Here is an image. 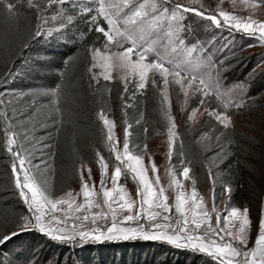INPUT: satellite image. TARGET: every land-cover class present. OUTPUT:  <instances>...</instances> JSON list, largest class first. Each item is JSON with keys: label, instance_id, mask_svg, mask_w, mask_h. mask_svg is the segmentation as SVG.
Returning <instances> with one entry per match:
<instances>
[{"label": "rangeland", "instance_id": "374dc122", "mask_svg": "<svg viewBox=\"0 0 264 264\" xmlns=\"http://www.w3.org/2000/svg\"><path fill=\"white\" fill-rule=\"evenodd\" d=\"M9 2L17 4V8L20 9V14L15 17H9L10 19H13L18 24H22L25 20L24 17L31 12L34 22L36 23L37 18L34 10L28 7L26 3L19 2V0H9ZM114 2L119 3V0H114ZM138 2H144V0H138ZM178 2L186 3L187 0H178ZM254 2H258V0H247V3H245L244 0H235V3H233V0H199V3H192L188 6L205 13L204 16H196L193 12L184 14L186 17L184 23L187 24V29L182 35L185 37L188 45L195 46V50L189 55L187 49L179 52H171L170 49L159 47V52L165 55L166 66L169 56L181 63L184 61H191L194 71L186 73L185 75L187 76L197 75L198 79L201 77L207 79L210 70L212 79L219 83V92L213 90L210 96H215L224 109L225 105L230 101L232 104L237 101L243 103V107L239 109L230 106L226 110L234 120V126L229 127L236 132L240 131L249 134L257 139L260 144L257 150L251 151L250 159L245 162L247 167L252 169V174H249L247 177L251 182L250 184L253 185L251 187L253 192L248 194V202L245 206L242 209H238L241 214L245 208L249 209L250 219L253 225L257 223L261 210L264 209V89L256 93L253 92L255 80L264 77V41L257 38L258 33L249 35L227 26L218 28L205 17L207 15H216L221 23H223V18L219 16L218 11H227L232 15L245 19L251 16L253 19L264 21V4H260L258 8L254 9L251 7V4ZM33 4L43 6V13L48 21V23L42 22L41 26L44 31H48L51 26L52 31H63L66 36L75 35L74 32L82 27L89 29L88 18L95 14V10L98 7L96 0H63L62 3L55 5H49L47 0H33ZM201 5H203V7H201ZM85 9H90L91 11H86ZM1 13L7 14L3 4H0V14ZM67 14L72 15L73 19L71 21L67 19ZM97 22L107 27L103 17H98ZM120 26L123 27V25ZM8 33L7 28L5 29L0 25V41L3 42L5 37L12 38ZM157 34L163 36V32L159 28L150 30L143 41L144 45L146 47H153V40L156 38ZM99 35L102 34L99 33ZM75 36L77 37L75 41H69L67 39L58 41L56 39H49L48 36H45L44 38H40V43L45 45V47H48L50 43L63 42L69 45L78 44L82 36ZM158 44L159 41H157L156 46H158ZM119 50L120 49L115 48V46L112 48V51ZM101 51L103 52L102 47ZM155 55V52H151L149 54V59H152ZM90 56L92 60V51ZM232 58L238 59V61L242 63L238 69H230L225 65V62ZM2 70L3 64L0 56V77L2 76ZM24 70L25 64H22L18 73L14 72L12 75L8 74L6 78L0 80V96L6 101L3 110L6 111L7 114L10 112V117L8 116L9 114L0 116L6 133V153L10 161L8 166L12 173V187L9 184L11 189H8L7 184V189L5 190L9 192L12 191L13 203L18 205L16 209L0 206V236L13 231L17 233L15 236L24 232H32L49 241L62 244L64 249H69L70 251L82 252L96 247L105 254L107 252L115 253L116 251L118 257H122L124 247H133V249H130L131 252L129 254L134 251L135 258L138 253H140L141 249H143V252H145L144 250L149 252L145 263L136 260H131L130 262L129 260L126 264H215L213 258L206 253H201L191 248H177L174 245H169L166 241L145 239L142 235L130 236L127 239L117 238L112 240L103 237L100 240L91 238L81 240L79 237L73 240H55L41 233L38 229L32 227L27 229L21 228V224L23 223L21 218L29 213L27 205L24 204L23 199L19 196V189L16 187L15 183L16 178L12 172V164L14 160L18 163V159L12 155V152L8 151L9 147H11L13 151L18 150L20 156L26 158V160L30 159L32 164L40 166L39 169H33L32 174L37 177L38 183L46 189L50 199L57 200L64 198L69 200L72 204L71 209L68 208L67 204H60L57 206V211L54 213L57 217H64L67 215L69 217L67 221L68 225L72 224V218L75 216L84 214L91 216V214L97 212H107L100 185L101 168L99 166V161L101 157L107 163V168L104 170L107 181L105 185L106 188L109 190L112 189L111 176L114 173L115 166H121L122 176L119 179L118 186H123L124 191L128 193V196L125 197L126 200L135 201L132 214L134 215L140 209V197L137 196V190L140 188L139 182L138 180H133L132 175L126 170L125 165L115 160V153L109 148L111 142L107 138V127L104 125L103 120L100 119V115L103 114L112 122L113 139L119 141L117 148L123 157V144L126 138L128 140L129 130L124 116L126 103L121 100V97L112 104L108 113H98L95 116L101 127V148L98 149L93 146L87 147L88 158L73 169L69 166L71 160L68 156L63 155V151H67L66 144L70 146L72 143L69 139H74L78 132L76 126L70 121V102L67 101L68 95H66V90L60 85L53 90H48L49 106L44 111L35 107V109H31L34 111L30 112V114H28L30 110L27 108L18 112L14 106H17L21 99H25L26 94L16 87L13 88V85L18 83L17 81L20 78L21 72L23 73ZM109 71L111 73L110 81L120 82L124 86L127 83V91L136 89V91L142 92L145 95L150 94L153 90L158 91L159 98L157 105L151 107L148 111L151 117L149 125L152 127L153 135L147 139L141 156L143 157L144 165L147 167V178L154 182L156 176L159 177L160 184L155 186V190L158 192L159 188L163 187L165 196L168 197L167 202L173 205L169 214L177 215L174 206L175 198L177 194L182 193L185 199L183 210L189 219H191V209L193 208L192 191L193 187H195L197 202L201 204V209H197V213L202 209L210 211L213 207L214 196L215 205L223 218L226 213L230 211V208H233L228 199L229 193L225 191V188L219 194V198L212 180L206 181L200 185L195 183L193 186L192 178L185 180L181 174L180 176L175 174L171 166V157L168 156L170 148L168 131L172 128L173 123L175 124L173 131L176 135L172 140V149L185 120L189 122L191 127L195 128L205 116L215 117V113L210 116L208 113L204 112V108L210 96L204 98L205 103L199 105L198 111L192 116V119H189L188 117L192 108L196 107L198 104L200 94L198 92L194 94L190 88L181 90L179 85L172 83L173 77L171 75L168 77L170 81L167 86L169 100L166 102L163 99V92L159 88L153 86L151 82L153 73H149L146 87L142 90H137L136 83H138V78L133 77L131 73L122 72L115 67ZM93 73L98 74L97 78L103 79L104 70L97 67L94 68L93 71V69L90 70L89 67L86 71L89 80H93ZM155 78L157 81L161 79L158 74H156ZM184 91L188 92L187 98L183 94ZM57 108H59L60 111H57ZM48 120H50V124L53 125L52 134L48 135L49 137L52 136V139L49 140L51 141L52 147L46 150L48 145L42 146L36 144L37 142H34L35 145H33L32 148L24 147L22 138H38L42 141L44 133H38V131L46 127L45 122ZM126 130L128 133L127 137L125 134ZM10 137L14 141L11 146L7 144V140ZM202 141L203 143H209L210 146H213L211 144L210 135L204 136ZM70 149L72 151L74 150L73 147ZM129 154L134 155L130 152ZM33 156H36L37 160H35ZM41 156H43V158ZM152 162H154L158 169L156 174H153L151 171ZM28 167L31 166L28 165ZM89 169H91L92 172L91 180L88 179ZM81 173H83L85 180H87L89 190L93 192V195L89 197L93 203L90 212L87 210L81 212L75 211L78 205L85 203L80 184ZM20 175L22 179L23 173H20ZM25 191L27 192L26 189ZM69 192L73 194L72 197L67 196ZM28 195L30 196V193ZM114 199L118 201V203L113 204V207L117 209V220L121 221L117 226L135 227L136 225L134 222L123 221V217L127 216L129 213L119 207V204L123 203V201H119V193H114ZM96 204H99L100 208L95 207L94 205ZM61 209H63V211H61ZM144 211H160V209L155 207L148 209L147 206H145ZM141 222L145 223L143 220ZM84 223L86 227L80 230H91L93 226L90 221ZM98 223H104V221L101 220L98 221ZM212 223L215 224V214L212 215ZM235 223L238 225L239 220H236ZM110 224L111 215L107 217V225L110 226ZM55 227L65 228L66 231L73 230L70 227H66L64 224L55 225ZM146 230L153 231L150 229ZM155 231H162V229ZM250 235L254 237L256 232L253 230ZM1 245L2 244H0V247ZM159 248L166 249L167 254L156 259L154 258L156 254L152 252L159 251ZM39 249L40 246L35 245V248L31 252H27L29 256L28 264H54L55 261H46L45 259L37 261L39 258ZM97 264L102 263L97 262Z\"/></svg>", "mask_w": 264, "mask_h": 264}, {"label": "snow or ice", "instance_id": "6c2138e0", "mask_svg": "<svg viewBox=\"0 0 264 264\" xmlns=\"http://www.w3.org/2000/svg\"><path fill=\"white\" fill-rule=\"evenodd\" d=\"M19 2L26 3L28 7L34 10L36 15V30L33 33L34 37L44 38L48 36L49 39H56L61 41L67 39L69 41L75 40L77 37L66 36L63 31L56 32L42 29V22L48 23L46 16L43 13V6L33 4V0H19ZM63 0H47L49 5L62 3ZM247 3V0H244ZM98 7L95 14L88 18L89 32L102 34L99 37H94L95 40H100L101 44L92 48V64L90 70L99 67L104 70L103 79L110 81V69L113 67L120 69L122 72L131 73L133 77L138 78L136 83L137 90H142L146 87L149 79V73H153L152 84L163 92L164 101L169 100L167 93V86L170 81L168 77H173L172 83L179 85L181 90L192 89L193 93H199V100L196 107H193L189 114V119L198 111L199 105L205 103L204 98L209 97L213 90L219 92V83L214 81L209 70L208 78H199L197 75H185L186 73L194 71L191 61L177 62L172 57L167 58V66L165 62V55L159 52V47L170 49L171 52H179L187 49L189 55L195 50L194 45H188L182 33L187 29V24L184 23L186 17L185 13L193 12L196 16H204L205 13L191 8L188 5L192 3H199V0H187L186 3H180L178 0H119V3L114 0H96ZM235 3V0H233ZM3 4L6 13L9 17H15L20 14V9L17 4L9 2V0H0ZM260 4H264V0H258L251 4L252 8H258ZM203 7V5H201ZM91 11L90 9H85ZM127 10V11H126ZM220 17L223 18V23L216 15H207L205 18L212 22L216 27L223 28L225 26L236 31H242L249 35L258 33V39L264 41V21L248 18L238 17L232 15L227 11H218ZM98 17H103L107 27L98 23ZM67 19H73L71 14H67ZM162 22V23H161ZM120 25H123L121 27ZM153 28H159L163 32V36L157 34L153 40V47H146L143 43L146 34ZM106 38V39H105ZM157 41H159L158 46ZM127 45V46H125ZM113 46L120 49L119 51H112ZM103 48V52L101 51ZM155 52L156 55L149 59V54ZM156 74L161 78L157 81ZM97 73H93L92 79L97 81ZM135 83V81H134ZM125 91L128 85L125 84ZM184 96L188 97V92L184 91ZM6 104L5 99L0 96V116H6L4 111ZM234 106L239 109L243 107L240 101L232 104L230 101L225 105L224 111H218L215 108L205 106L204 112L210 116L215 113V120L223 127L228 128L234 126V120L226 109ZM57 111H60L57 108ZM104 125L108 130V140L110 150L115 153V160L120 164L125 165L126 170L132 175L133 180H138L140 188L137 190V196L140 197V209L133 215L132 210L135 201L126 200L128 193L124 191L123 186H118L120 177L122 176V167L117 165L113 175L111 176L112 189L106 188L105 169L107 168L106 161L101 157L99 166L101 168L100 185L103 193L104 204L107 207V212L101 211L94 214L78 215L72 218V224L68 225L69 217H57L54 213L57 211V206L60 204H67L68 208H72V204L68 199H50L49 195L37 181V177L32 174L33 169H39V165L32 164L30 159L20 156V152L13 151L11 147L8 151L18 159V163L14 160L12 164V172L15 176L16 187L19 189V196L23 199L29 214H26L21 219L22 229L29 227L38 229L41 233L51 237L55 240H73L79 237L81 240L91 238L100 240L102 237L108 240L124 238L130 236L142 235L145 239L163 240L169 245H174L177 248H191L198 250L201 253H206L213 258L215 264H264V209L261 210L259 219L255 225L250 219L249 209L245 208L240 213L237 208H230V211L222 218L215 205V197L213 196V207L211 210L202 209L197 213V209H201V204L197 202V192L193 187L192 198L193 208L191 209V219L185 214L183 205L185 199L183 194H177L175 198V213L177 215H170L173 205H170L165 196L164 188L160 187L159 191L155 190V186L160 184L159 177L156 176L154 182L147 178V167L144 165L143 157L141 155L129 154V142L127 138L123 144V157L117 148L118 140L113 139L112 122H110L103 114L100 115ZM175 124L168 131L170 148L168 156H172V140L176 133L173 131ZM126 137L128 135L126 130ZM13 139L10 137L7 144L11 146ZM146 147V146H145ZM219 155V152L215 153ZM99 155V153H98ZM30 165L31 167H28ZM151 171L153 174L158 172L154 162L151 163ZM20 173H23L22 179ZM183 179H191L190 168L184 167L181 173ZM211 178V173H210ZM88 179H92L91 169L88 170ZM193 186L195 180H192ZM80 184L85 203L78 205L76 212L87 210L90 212L93 207L92 201L89 199L93 192L89 190L87 180H85L83 173L80 175ZM27 190V192L25 191ZM142 189V190H141ZM225 191L230 194V186L225 187ZM30 193V196L28 195ZM114 193H119V207L126 210L129 214L123 217L124 222H134L135 227H118L117 209L113 204L118 203L114 199ZM72 193H67L68 197H72ZM100 208L99 204L94 205ZM153 207L160 209V211L145 212L144 208ZM63 211V209H61ZM215 214V224L212 223V215ZM111 215V224L107 225V217ZM199 217V218H198ZM104 223H98V221ZM145 221L142 223L141 221ZM239 220V224L235 223ZM86 221H90L93 226L91 230H80L86 227ZM64 224L73 230L66 231L65 228H57L55 225ZM150 229L153 231H147ZM162 231H155L161 230ZM171 230V231H169ZM256 232L252 237L250 233ZM98 233V234H97ZM17 233L15 231L0 236V244L6 243ZM251 245V246H249Z\"/></svg>", "mask_w": 264, "mask_h": 264}, {"label": "trees", "instance_id": "16d2710c", "mask_svg": "<svg viewBox=\"0 0 264 264\" xmlns=\"http://www.w3.org/2000/svg\"><path fill=\"white\" fill-rule=\"evenodd\" d=\"M24 18V22L18 24L10 19L8 14H0V25L7 28L8 34L12 36V38L5 37L3 42L0 41V56L3 64L0 80L6 78L8 74L18 73L22 64H25V70L21 72L18 83L13 85V88L16 87L26 94L25 99H21L20 103L14 106L16 111L27 108L30 114L34 111L31 109L35 107L44 111L49 106L47 91L59 85L63 86L68 95L67 101L70 102V121L78 129L76 137L69 139L72 142L70 146L66 144L67 151H63V155L68 156L71 160L69 166L75 169L88 158L87 147L101 148V127L95 118L96 114L108 113L112 104L121 97L126 103L124 116L129 130V152L141 155L147 139L153 135L148 111L157 105L158 91L153 90L145 95L136 89L125 91L124 85L120 82L105 81L101 78H97L98 82L89 80L86 71L92 64L90 56L92 48L101 44L100 40L94 39L101 36L99 33L89 32L86 27H82L74 32L75 35L82 36L78 44L50 43L45 47L40 43V38L37 39L33 35L36 23L31 12ZM225 65L230 69H238L242 63L232 58L227 60ZM263 89L264 77L257 78L253 92ZM206 106L218 111L225 110L215 96L208 98ZM8 114L10 117V112ZM45 123L46 127L38 131L44 133L42 141L38 138H22L24 147L32 148L34 142L42 146L48 145L46 150L52 147L49 141L52 136L48 135L52 134L53 125L50 124V120ZM206 135H210L213 146L203 143L202 139ZM259 145L258 140L249 134L236 132L230 127L223 128L212 117L205 116L195 128L185 120L173 145L171 166L177 176H180L184 167H189L190 176L196 184L200 185L212 180L218 197L226 186H230L228 199L231 206L242 209L248 202V194L253 192L251 189L253 185L247 177L252 174V169L247 167L245 162L250 159L251 151L257 150ZM217 152L219 155L215 154ZM33 157L37 160L36 156ZM8 158L6 133L0 120V206L16 209L18 205L13 203L12 191L5 190L7 184L8 189H11L10 185L12 187ZM35 245L40 246L37 261L45 259L55 261L54 264H97V262L126 264L129 260L145 263L149 254L148 251L143 252L141 249L142 251L140 250L135 258L134 251L129 254L133 247H124L122 257H118L116 251L105 254L96 247L82 252L70 251L64 249L62 244L49 241L32 232H24L2 243L0 264H28L27 252H31ZM152 253L156 254L154 258L158 259L167 254V250L159 248V251Z\"/></svg>", "mask_w": 264, "mask_h": 264}]
</instances>
